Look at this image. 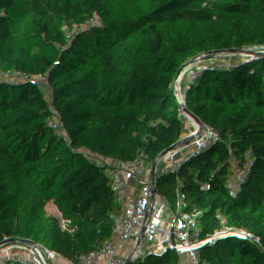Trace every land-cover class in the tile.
Masks as SVG:
<instances>
[{
    "label": "trees",
    "instance_id": "1",
    "mask_svg": "<svg viewBox=\"0 0 264 264\" xmlns=\"http://www.w3.org/2000/svg\"><path fill=\"white\" fill-rule=\"evenodd\" d=\"M243 41L264 81V0H102L90 9L83 0H0V58L10 44L13 61L44 48L54 100L109 109L99 139L76 151L44 104L0 121L9 180L0 182V205L12 230L8 237L0 220V264H16L11 241L24 264H144L132 224L143 196L170 183L233 179L262 162L264 149L253 161L238 149L254 115L227 53ZM54 147L60 158L25 171L22 157ZM144 233L178 264H264V180L166 204Z\"/></svg>",
    "mask_w": 264,
    "mask_h": 264
},
{
    "label": "rangeland",
    "instance_id": "2",
    "mask_svg": "<svg viewBox=\"0 0 264 264\" xmlns=\"http://www.w3.org/2000/svg\"><path fill=\"white\" fill-rule=\"evenodd\" d=\"M101 1L83 0V4L85 8L90 9L100 4ZM17 44L21 45L19 42ZM49 62L48 52L44 48L30 49L21 55L18 61H13L12 45L6 47L4 55L0 58V79H4L6 83L5 88L0 91V121L6 123L14 118H26L28 107L36 106L38 103L44 104L48 108V112L58 115L61 119L75 145V151L80 150L81 146L99 139L102 131V119L109 114V109L103 104L90 106L82 98H76L66 103L54 100L50 95V86L45 75ZM8 63L12 65L7 67ZM8 68L16 69L17 73H7ZM55 111L56 113H54ZM37 159L38 156L22 157L21 160L23 164H32ZM17 180L20 181V179ZM1 181L9 183V180L4 179L0 170ZM233 198L231 203L234 202ZM143 222L144 216H142ZM147 255L148 258L144 264H153L157 260V257L149 251L145 252L144 259Z\"/></svg>",
    "mask_w": 264,
    "mask_h": 264
},
{
    "label": "built area",
    "instance_id": "3",
    "mask_svg": "<svg viewBox=\"0 0 264 264\" xmlns=\"http://www.w3.org/2000/svg\"><path fill=\"white\" fill-rule=\"evenodd\" d=\"M200 46L204 47L205 44L201 43ZM239 48V47H238ZM228 51V60L235 67V60L237 49ZM239 89L245 99L247 106L253 112V122L250 126L249 135L244 138V141L239 145L238 149L242 150L246 159L253 161L257 156L260 148L264 149V81L256 73L252 67L246 52L241 54L237 64ZM61 152L58 148L54 147L48 149L44 155L39 156L35 163H24V168L27 173H30L39 164L45 163L51 159L60 158ZM248 174L244 181H260L264 180V160L260 163H253L248 168ZM228 178L222 176H212L200 180L201 183L192 185H178L173 190L152 196L146 199L137 212L133 213V227L139 235H144V225L149 220V217L159 211L166 204L190 203L194 200V196L187 193L186 190L199 189L205 192H211L220 187H226L230 184ZM165 186H161L163 188ZM16 196V195H14ZM145 207L146 215L142 223L143 209ZM0 220L5 224V229L8 237L11 236V222L8 215L7 205H0ZM139 248L144 250L143 244L139 242ZM146 251V250H145ZM7 257L16 264H23V257L19 252L18 246L11 241V248L7 252ZM155 260V259H154ZM157 260L153 264H156ZM161 264H178L172 258L163 256Z\"/></svg>",
    "mask_w": 264,
    "mask_h": 264
},
{
    "label": "water",
    "instance_id": "4",
    "mask_svg": "<svg viewBox=\"0 0 264 264\" xmlns=\"http://www.w3.org/2000/svg\"><path fill=\"white\" fill-rule=\"evenodd\" d=\"M247 43H248L247 41H243L240 44L239 48L237 49V55H236V60H235V70H236L237 75H238L237 64L239 62V59L241 57V54L244 53V52H246V45H247ZM248 171L249 170L247 169L242 174H240L239 176L231 179L230 180V184L228 186H226V187H230L231 185H237V184L243 182L244 181V178L248 174ZM197 183H201V181H189V182H182V183H170V184L166 185L163 188H160V187L159 188H156V189L152 190L151 192H149L148 194H146L145 196H143L139 200V202L137 203V205L135 207L134 212H137L140 209L141 205L149 197L156 196V195H159V194L161 195V194L167 193V192L173 190L176 186L181 185V184H183V185H192V184H197ZM132 223H133V216H132ZM136 235H137L138 241L141 244H146L149 247V249H151L157 255L158 261L156 262V264H161V261L163 259V255L154 246H152L149 242H147V240H146V238H145L144 235L141 236L138 233ZM145 250L146 249L144 248V251ZM145 252H148V251L146 250Z\"/></svg>",
    "mask_w": 264,
    "mask_h": 264
},
{
    "label": "crops",
    "instance_id": "5",
    "mask_svg": "<svg viewBox=\"0 0 264 264\" xmlns=\"http://www.w3.org/2000/svg\"><path fill=\"white\" fill-rule=\"evenodd\" d=\"M201 190L199 189H195V190H186L187 193H190L192 194L193 196H195L198 192H200ZM145 215H146V210H145V207L143 209V216L145 218Z\"/></svg>",
    "mask_w": 264,
    "mask_h": 264
},
{
    "label": "bare ground",
    "instance_id": "6",
    "mask_svg": "<svg viewBox=\"0 0 264 264\" xmlns=\"http://www.w3.org/2000/svg\"><path fill=\"white\" fill-rule=\"evenodd\" d=\"M143 247L146 248L147 251H149L153 256L157 257V255L151 249H149V247L146 244H143ZM157 261H158V257H157Z\"/></svg>",
    "mask_w": 264,
    "mask_h": 264
}]
</instances>
